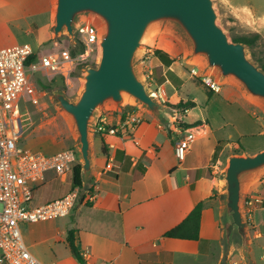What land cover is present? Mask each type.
<instances>
[{
    "label": "crops",
    "instance_id": "crops-1",
    "mask_svg": "<svg viewBox=\"0 0 264 264\" xmlns=\"http://www.w3.org/2000/svg\"><path fill=\"white\" fill-rule=\"evenodd\" d=\"M22 1L0 0V21L4 11L20 15L13 4ZM15 41L12 35L0 46L8 47ZM167 72L166 79L157 84L160 102L169 106L195 102L193 109L175 110L176 120L202 124L181 129L176 120L165 126L151 115L133 131L126 127L118 136L96 135L88 185L94 200L79 202L70 216V225L54 240L62 239L68 248L67 236L73 230L79 252L82 257L88 252L91 264H245L241 249L230 251L227 261H222L224 204L215 171L222 157L217 164L216 157L220 149L223 155L231 145L238 146L243 154L264 150V105L231 85L223 86L221 93L211 98L200 86L206 93L201 103L183 94L187 83L167 76ZM103 113L112 126L125 122L126 118L109 110ZM229 129L237 136H226ZM189 133H193L194 141L181 161L176 147ZM249 198L258 200L248 220L251 254L255 264H264V174L245 187L243 213ZM200 203L203 210L198 240L164 236L183 223ZM69 253L73 264H81Z\"/></svg>",
    "mask_w": 264,
    "mask_h": 264
},
{
    "label": "water",
    "instance_id": "water-1",
    "mask_svg": "<svg viewBox=\"0 0 264 264\" xmlns=\"http://www.w3.org/2000/svg\"><path fill=\"white\" fill-rule=\"evenodd\" d=\"M83 18L95 19L101 26L98 62L84 68L82 90L75 100L62 90L52 97L73 125L84 189L93 171L94 124L107 107H121L130 99L165 126L176 116L175 109L148 88L137 68L144 42L157 26L177 28L189 43L191 60L200 61L221 81L236 82L247 97L264 105V70L249 58L248 45L232 41L220 26L214 0H54L53 34H67L72 48L79 43L75 29ZM262 174L264 150L230 156L222 172L223 263L238 240L245 264H255L243 198L246 184Z\"/></svg>",
    "mask_w": 264,
    "mask_h": 264
},
{
    "label": "rangeland",
    "instance_id": "rangeland-1",
    "mask_svg": "<svg viewBox=\"0 0 264 264\" xmlns=\"http://www.w3.org/2000/svg\"><path fill=\"white\" fill-rule=\"evenodd\" d=\"M214 1L219 17L218 22L232 41L242 36L260 35L256 46L248 49V55L253 62L262 68L264 64V0ZM53 3L54 0H25L13 4L20 15L17 14L16 16L12 12L4 11L0 21V43L14 35L16 41L10 45L29 44L36 52L37 58L42 55H56L68 48L75 59L81 53L79 51L81 49L80 44L72 48L67 34L59 37H55L53 34ZM80 21H94L101 29L100 24L95 19L83 18ZM156 50L167 53L174 60V63L169 67L164 65L155 57ZM73 51L75 52L74 55ZM98 57L99 53L94 50L86 62H75L69 77L67 74L64 76L57 71L45 69H39L35 72L32 80L38 90L40 101L39 104H33L26 100L25 103L21 104L22 116L25 121V131L20 142L22 148L46 154H54L64 150H73L78 153L77 137L73 125L66 113L54 101L52 94L56 90H62L69 99L75 100L82 90L84 68L95 66ZM194 64L202 66L200 61L189 58V43L184 35L173 26L161 25L153 28L145 40L138 57L137 68L142 80L153 93H156L154 94L156 97L158 96L157 92H159L157 84L166 79L164 74L165 71H168L167 76L187 83L183 89V94L185 93L190 99L196 98L203 103L205 92L209 93L210 91L200 80L192 76L189 68ZM68 68L69 65L67 64L61 65L60 71ZM218 80L223 86L231 85L242 90L232 80L221 81L219 78ZM107 110L118 117L122 116L123 120L130 115L135 116L139 124L148 121L147 117L152 115L148 110L130 99H126L121 107L109 106L104 111ZM176 119V116L173 117L171 122ZM226 136L236 137L237 132L229 129ZM96 138V134L92 133V145ZM220 152L221 149L216 157V164L219 157H222L220 167H217L215 171L218 173L220 193L224 204L222 172L228 165L230 156L244 155L245 152L243 154V150L236 145L229 146V150L223 155H220ZM72 175V173H68L65 182V177H60L54 172L49 173L46 184L34 193L33 204L35 206L41 205L68 193L73 186L71 184ZM258 177L251 179L246 186L248 187ZM70 219V217H65L39 223L22 224L21 232L29 251L42 262L44 260L46 262L53 261L55 264H73L65 242L63 243L60 238H58L60 241L54 240L70 225L68 223ZM237 249H241L238 240L235 241L231 252Z\"/></svg>",
    "mask_w": 264,
    "mask_h": 264
},
{
    "label": "built area",
    "instance_id": "built-area-1",
    "mask_svg": "<svg viewBox=\"0 0 264 264\" xmlns=\"http://www.w3.org/2000/svg\"><path fill=\"white\" fill-rule=\"evenodd\" d=\"M101 29L94 21H80L75 37L85 51L75 59L67 48L56 55H42L39 58L29 44L0 48V264H47L38 260L28 249L21 232V225L39 223L57 218L70 217L81 201L94 200L91 187L74 188L53 201L35 206L34 193L47 181V175L54 172L67 177L81 164L78 153L64 150L54 154L34 152L20 146L25 131L21 104L29 101L39 104L38 90L32 80L39 69L57 71L67 77L75 62H86L96 50L99 53ZM36 56L35 60H31ZM69 65L62 72L61 65ZM192 76L214 94L221 93L223 84L217 76L206 72L200 64L190 68ZM67 72V73H66ZM156 94V93H154ZM139 126L138 119L130 115L119 127L109 123L106 113L98 116L93 133L101 136H118L126 127L133 131ZM194 141L193 133L178 143L176 155L182 161ZM73 177V175H72ZM258 200L246 199L244 214L251 219ZM84 264H91L89 253L83 255Z\"/></svg>",
    "mask_w": 264,
    "mask_h": 264
},
{
    "label": "trees",
    "instance_id": "trees-1",
    "mask_svg": "<svg viewBox=\"0 0 264 264\" xmlns=\"http://www.w3.org/2000/svg\"><path fill=\"white\" fill-rule=\"evenodd\" d=\"M260 35L256 34L253 36H242L239 38H235L234 42H242L248 45V47L254 48L256 46L257 41L259 40ZM81 49L79 50L81 53L85 51V46L81 45ZM75 52L73 51V55ZM155 57H157L164 65L171 66L174 63V60L170 58V56L163 52L162 50L155 51ZM36 56H33L30 61L35 60ZM262 69L264 70V64L262 65ZM213 92L210 91L208 93L209 98L213 96ZM173 109L177 110L178 112H184L185 110L193 109L197 106V104L193 101L187 102H180L177 105H170ZM175 123L181 129H189L193 127H197L202 124V122H197L194 124H186L181 121L176 120ZM169 134L171 135L172 132L168 129ZM103 151L106 152L107 149L103 146ZM73 187L74 188H82V165L79 164L74 168L73 172ZM92 192V188L90 189ZM203 210V203L198 204L195 209L190 213L187 219L178 225L177 227L171 229L170 231L165 233V237L167 238H175V239H190V240H198L199 239V227H200V219L201 213ZM75 232L73 230L69 231L67 236V244L68 248L71 251V254L79 261V263L84 264V259L79 252L76 243H75Z\"/></svg>",
    "mask_w": 264,
    "mask_h": 264
}]
</instances>
